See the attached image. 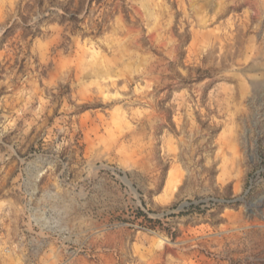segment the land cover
Masks as SVG:
<instances>
[{
    "label": "rangeland",
    "instance_id": "374dc122",
    "mask_svg": "<svg viewBox=\"0 0 264 264\" xmlns=\"http://www.w3.org/2000/svg\"><path fill=\"white\" fill-rule=\"evenodd\" d=\"M0 264H264V0H0Z\"/></svg>",
    "mask_w": 264,
    "mask_h": 264
},
{
    "label": "bare ground",
    "instance_id": "6f19581e",
    "mask_svg": "<svg viewBox=\"0 0 264 264\" xmlns=\"http://www.w3.org/2000/svg\"><path fill=\"white\" fill-rule=\"evenodd\" d=\"M165 243H167V241H164V240H160V242H159V245L161 246V247H163V245L165 244Z\"/></svg>",
    "mask_w": 264,
    "mask_h": 264
}]
</instances>
